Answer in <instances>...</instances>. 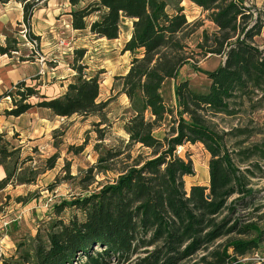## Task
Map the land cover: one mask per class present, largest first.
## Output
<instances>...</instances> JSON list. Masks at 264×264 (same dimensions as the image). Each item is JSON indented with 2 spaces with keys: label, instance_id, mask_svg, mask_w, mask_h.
<instances>
[{
  "label": "trees",
  "instance_id": "obj_1",
  "mask_svg": "<svg viewBox=\"0 0 264 264\" xmlns=\"http://www.w3.org/2000/svg\"><path fill=\"white\" fill-rule=\"evenodd\" d=\"M48 1L0 0V5H21L22 23L30 31L28 41L37 43L36 49L30 48V56L20 57V61L39 58L35 57L39 36L31 33V26L36 10ZM68 1L70 26L79 32L114 40L125 21L132 23L123 47L132 61L120 76L122 92L133 112L125 124L128 142L100 152L82 186L87 189L94 170L113 172L111 180L87 196L55 203L58 219L44 234L38 231L28 242L19 243L14 254L2 257V264H111L114 260L120 264H241L239 257L255 250L264 233L245 217L256 198L251 186L255 173L250 168L242 170L233 154L245 163L252 156L264 158V149L252 145L230 150L227 137L240 136L246 130H219L216 119L239 115L246 103L252 109L264 105V46L255 42L264 27L260 15H255L248 0ZM185 1L199 7L217 28L211 33L203 29L195 48L190 41L203 22L188 20L182 5ZM18 44L16 37L6 36L0 54L11 57L18 53ZM85 52L69 51L75 62ZM208 54L224 60L214 70L204 71L210 80L206 91L194 90L188 79L178 80L186 65L195 66L196 56ZM74 69L75 80L57 97L40 94L25 80L17 82L0 95V99L12 100V107L3 114L19 117L36 107L64 118L74 114L101 116L110 101H98L99 75H87L81 64ZM168 80L177 81L174 106L166 103L162 93ZM33 97L39 100L32 103ZM163 124L167 130L158 138L154 131ZM57 131L54 129V134ZM97 132L102 140L103 131L97 127ZM186 143H200L209 152V185L186 188L185 177L195 175L192 160L177 153ZM138 144L148 153L134 156L133 147ZM75 148L81 151L84 145ZM21 150L10 143L7 133L0 132V166L6 172L0 179V190L35 181L30 174L24 175L23 165L31 158L22 159ZM58 157L55 153L47 158V169L55 167ZM120 160L121 167H113ZM66 207L80 211L82 218L60 219ZM238 235L252 237L236 238ZM222 239L226 241L218 243Z\"/></svg>",
  "mask_w": 264,
  "mask_h": 264
},
{
  "label": "rangeland",
  "instance_id": "obj_2",
  "mask_svg": "<svg viewBox=\"0 0 264 264\" xmlns=\"http://www.w3.org/2000/svg\"><path fill=\"white\" fill-rule=\"evenodd\" d=\"M248 1L249 4L253 5L255 15L259 14L264 22V0ZM182 5L190 22L197 20L203 22V26L190 41L191 47L195 48L196 43L201 40L203 29L211 33L217 28L205 18V14L195 4L185 1ZM70 7L68 0H49L36 10L32 20L31 33L39 32L42 35L44 34L45 37L39 36V47L42 43L43 50L37 49L35 57H39L38 59L42 61V56H44L50 61L43 62V64L45 63L43 73L40 72L42 68H38V63H30L34 59L28 60V63L19 64V66H25L26 69H29L26 83L36 87L40 94H45L50 98L57 97L64 92L69 82L75 80L77 72L74 65L81 64L85 65L84 73L87 75L96 73L99 75L101 91L98 101L109 100L110 102L101 116L74 114L67 118L55 117L49 110L34 107L31 112L16 122L19 127H23L24 131L26 129L28 132L25 133L23 129L18 128L19 130L7 133V139L12 145H26L21 150V158L30 157L31 160L23 165L24 175L30 174L35 179L31 184H18L15 186L10 184L0 194V224L6 228L4 226L5 221L14 218L18 220L16 223L11 222L9 229L5 231L8 235L14 237L15 246L21 242H28L38 231L44 234L51 223L58 219L53 205L60 203L62 200H70L73 197L87 196L98 190L103 183L108 182V179L111 180L115 176L113 172L100 174L94 170L91 176L89 175L92 179L87 189L84 190L82 186L85 184L83 179L86 172L97 163L100 152L104 151L106 147L118 146L121 143L125 145L128 142L125 124L131 118L133 112L129 99L122 92L123 81L120 76L127 72L132 61L131 54L123 51L124 44L132 31V23L125 21L126 23L122 25L119 37L114 40L99 38L89 32L75 34L72 32L66 17V10H69ZM18 12L19 4L15 2L5 6L0 5V16H8L9 19L13 20L12 24L6 25L7 36L16 37L19 41V51L13 53L12 56L15 55L19 59L20 57L28 58L31 51L27 41L30 31L23 23L19 24L15 21ZM60 37H64L69 42L68 47H72V50L86 49L83 58L75 62L74 54H70L68 48L58 45L57 41ZM255 42L260 46H264V27L261 35L256 37ZM54 56H58V58ZM223 60V57L214 54L196 56L193 63L197 68H194L195 66L191 64L186 65L180 71L178 80L188 79L194 90L206 91L210 80L204 74V71L214 70ZM19 62L23 61L19 60ZM176 82V80H168L162 89L166 103L169 106L175 105L174 87ZM9 89H12V87ZM38 100L37 97L30 99L32 103ZM11 107V98L3 99L0 104V114L4 115V110ZM242 109L243 112L239 115L233 117L223 115L216 119L219 130L230 131L235 128L246 130L240 136L227 137L229 149L236 151L241 149L239 147L252 145L264 149V105L252 109L246 103ZM42 118H45L46 121H43ZM33 120L39 121L40 124L45 123V129L50 128L44 136H38L41 131L40 125L31 129L32 125L30 124ZM99 122L100 125H96ZM97 127L103 131L102 140L99 139ZM54 129H58L55 134ZM166 130L167 124H163L154 131V135L162 138ZM15 133H18L17 138L13 137ZM29 136L32 138H29ZM81 145H84L83 150L77 151L75 147ZM55 153L59 154L56 165L52 169H47L46 160ZM132 153L137 156L139 153L147 154L148 150L141 148V145L138 144L133 147ZM177 153L184 159L192 160L194 165L195 175L185 177L186 188L189 190L193 184L209 185V161L211 156L204 146L200 143H186L178 147ZM123 158L124 155L120 156V159ZM233 158L242 170L250 168L255 173L251 177V186L256 191V198L252 208L246 211L247 214L245 215L247 216L245 217L255 221L264 233V158L258 155L252 156L245 163L239 162L235 154H233ZM12 161L9 162V165ZM254 164H257V166H253ZM121 165L120 160L113 167L117 169ZM50 185H54L53 190L49 189ZM74 215L80 219L82 218L80 211L72 207H66L60 214V219L68 222ZM255 235L256 233H253L252 236ZM252 236L238 235L235 237L248 239ZM0 237L2 238V236ZM223 241L226 240H219L218 243ZM7 242L0 240V251H5ZM8 245H12L10 241ZM5 252L7 253V251ZM10 255V252H8V254L2 256L8 257ZM239 262L241 264H264V234L259 246L248 254L239 257ZM111 264L120 263L114 260Z\"/></svg>",
  "mask_w": 264,
  "mask_h": 264
},
{
  "label": "crops",
  "instance_id": "obj_3",
  "mask_svg": "<svg viewBox=\"0 0 264 264\" xmlns=\"http://www.w3.org/2000/svg\"><path fill=\"white\" fill-rule=\"evenodd\" d=\"M11 3V2H9ZM7 3V4H9ZM16 3V2H15ZM7 4H4L2 6H5ZM16 4H19V3H16ZM69 10H66V12H69ZM4 15L0 16V45H3L5 43V39H6V36H7V32L5 31L6 30V25L8 24H12L13 20L12 19H9L8 16H5L3 17ZM35 16V14H34ZM66 17L68 18V23H70V16L66 13ZM34 18V17H33ZM22 20H23V13H22V7L21 5L19 4V12H18V16L16 17L15 21L18 22L19 24L22 23ZM72 32L75 33V34H81L79 31L77 30H74L72 29ZM35 35L37 36H44V34L42 35V33H34ZM45 37V36H44ZM80 39V38H79ZM43 46L42 43H40V49L41 51L43 50ZM56 58H58V56H54ZM40 59L36 58L34 59L33 61H30L31 64H37L38 63V68L41 69V73H43L45 71V63L43 64V62H45L46 60L47 61H50V59H47L46 57L42 56V64L40 63L39 61ZM24 63H28V61H23V62H19V58L15 55L13 56H8V55H2L0 54V95L3 94L5 91H7L10 87H12L14 84H16L17 82L19 81H23L27 79V72L29 69H26L27 67L25 66H19V64H24ZM43 68H44V71H43ZM8 98V97H6ZM5 99V98H1L0 99V104H1V101ZM32 110V109H31ZM28 111L27 113L25 114H22L21 116L19 117H13V116H5V115H2L0 114V132H5V133H10V131H16V130H19V129H23V132H28L26 129L24 131V128L23 127H19L16 122L21 120L22 117L26 116L29 112ZM47 110V109H46ZM57 117V116H55ZM43 121H46L45 118H42ZM32 125V128H35L37 125H40V133L38 136L42 137L45 135V133L47 132V130L49 129H45V123H42L40 124V122L38 121H32L31 124ZM34 126V127H33ZM19 128V129H18ZM22 133V132H21ZM29 138H32L29 136ZM34 138V137H33ZM38 138V137H36ZM22 147V150L25 148L26 145H20ZM6 176V172L4 170V167L0 166V179H2L3 177ZM7 188V187H6ZM5 188V189H6ZM5 189L3 190H0V194L2 193V191H4ZM0 236H2V238L0 237V240H4V241H8L7 242V247H5V251H7V253L3 250L0 251V264H2V255H6L8 254V252H10V254H14L16 252V248L17 246H15V241H14V237L8 235L5 231H6V228L3 227L2 224H0ZM5 238V239H4ZM9 241L12 245H8L9 244Z\"/></svg>",
  "mask_w": 264,
  "mask_h": 264
},
{
  "label": "built area",
  "instance_id": "obj_4",
  "mask_svg": "<svg viewBox=\"0 0 264 264\" xmlns=\"http://www.w3.org/2000/svg\"><path fill=\"white\" fill-rule=\"evenodd\" d=\"M57 42H58V45L64 46V48H68V51H71L72 50L71 49L72 47H68L69 46V42L64 37H60ZM28 44H29V46H30L31 49H36V45H37L36 42L28 41ZM14 221H18L17 218H14V219H10L8 221H5L4 222V226H7L8 224H10L11 222H14Z\"/></svg>",
  "mask_w": 264,
  "mask_h": 264
}]
</instances>
